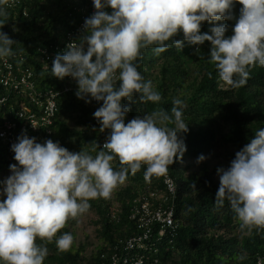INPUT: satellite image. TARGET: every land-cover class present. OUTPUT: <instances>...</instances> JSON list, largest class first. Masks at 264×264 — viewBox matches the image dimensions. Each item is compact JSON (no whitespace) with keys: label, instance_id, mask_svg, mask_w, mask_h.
<instances>
[{"label":"clouds","instance_id":"clouds-1","mask_svg":"<svg viewBox=\"0 0 264 264\" xmlns=\"http://www.w3.org/2000/svg\"><path fill=\"white\" fill-rule=\"evenodd\" d=\"M3 4V0H0ZM93 12L86 17L76 40L57 53L48 68L51 75L75 82V96L85 104L100 106L93 112L105 142L95 155L71 152L59 142H37L21 132L10 145L14 164L0 181V264H43L51 242L67 251L71 233L61 230L70 218L86 213L89 201L109 198L129 173L144 166V177L167 174L186 145L181 133L188 131L179 99L169 112H145L125 123L129 107L122 100L158 103L160 94L134 63L141 49L153 46L160 55L169 47L209 44L207 60L218 78L233 89L243 87L252 66L264 67V0H91ZM239 4L238 15L233 8ZM109 9L110 11H106ZM0 16H6L0 7ZM229 21L228 24L217 23ZM212 25L201 32L203 23ZM180 36V39L175 37ZM0 32V58L12 55L15 44ZM3 101H0L2 103ZM171 125V126H170ZM205 160L197 157V163ZM113 161L120 167L115 169ZM218 188L214 205L225 202L243 233L264 228V128L257 130L227 167L216 169ZM194 189V185H191ZM239 259H244L240 256Z\"/></svg>","mask_w":264,"mask_h":264},{"label":"trees","instance_id":"trees-1","mask_svg":"<svg viewBox=\"0 0 264 264\" xmlns=\"http://www.w3.org/2000/svg\"><path fill=\"white\" fill-rule=\"evenodd\" d=\"M88 4V0H3L0 7L4 8L6 16H0V32L16 42L11 46L12 55L5 58L11 65L31 72L35 93H57L56 112L48 127L50 135L43 127L26 134L40 143L50 139L71 152L82 150L95 155V144L99 150L105 138L93 118V112L100 105L78 100L74 94L75 82L67 77L54 78L48 69L51 66L44 69L40 61L42 51L54 57L56 48L63 50L69 38L77 39L82 11ZM239 7V4L234 6V17ZM217 23L228 24L229 31L225 35L231 34L229 21ZM211 26L203 23L201 32H208ZM208 51V42L200 45L198 53L195 46L187 45L182 50L169 47L160 55L153 53V46L141 49L134 62L137 71L152 82L161 100L156 104H141L136 102L135 94L132 101L122 100V105L130 109L125 123L138 115L142 117L145 112L163 109L170 114L173 99L182 102L180 110L188 131L180 135L186 151L182 157L174 159L166 174L175 184L174 197L164 203L173 208V227L160 237L158 227L154 226L151 237L144 241L141 249H125L124 242L140 234L131 218L134 208L144 199L156 205L157 198L151 199L149 194L159 196L165 191L163 175L145 179L144 166H141L138 172L129 173L109 198L90 200L86 213L70 218L58 231L57 236L62 232L73 236L67 251L57 249L55 237L51 242L38 239L37 244L48 248L43 264H106L113 254L143 256V264H255L258 256H264V228L241 232L227 202L223 208L214 205L218 188L214 170L209 171L205 166L195 169L196 165L188 163L196 161L201 154L211 156L227 148L230 150L225 158L229 163L235 152L257 130L264 128V67L252 66L247 83L233 89L218 78L214 65L206 59ZM66 86L71 89L64 91ZM0 95L7 98L0 107V126L4 121H16L18 126L24 122L15 115L20 103L35 110L24 96L11 89H3ZM10 145L0 139V181L8 174L9 165L15 163ZM113 166L117 170L120 167L118 161H113ZM82 216L86 222L79 228L80 237L77 219ZM240 256L244 259H239Z\"/></svg>","mask_w":264,"mask_h":264},{"label":"built area","instance_id":"built-area-1","mask_svg":"<svg viewBox=\"0 0 264 264\" xmlns=\"http://www.w3.org/2000/svg\"><path fill=\"white\" fill-rule=\"evenodd\" d=\"M14 1V0H13ZM88 6L83 8L81 23L79 27L81 28L83 21L86 17L90 16L93 12V6L91 0H88ZM87 11V13H86ZM88 15V16H87ZM69 38V37H68ZM67 41L65 45L72 40ZM66 48V47H65ZM57 53L63 52L65 49L60 50L56 48ZM43 57L40 61L44 64L43 68L46 69L51 66L52 59L54 58L46 51H42ZM8 59L2 58V69L0 72V91L3 89H11L24 96L28 100V104L32 105L35 109L34 111L25 106V104L20 103V107L17 109L15 115L18 120H23L24 122L18 126L16 121H4L0 126V139L3 143L12 144L15 142L16 137L21 134V132L27 133V131H36L40 127L46 130L47 135H50L51 130L48 128L52 123V117L56 112L55 97L56 92H49L47 95H42L40 93H35V84L32 80L31 72L28 69L15 67L11 65ZM68 80L70 78L67 77ZM71 87L66 86L64 91L70 90ZM7 98L0 95V107L4 105ZM92 103L100 105L99 103L92 101ZM105 138L102 139L101 145L105 142L108 130L104 131ZM162 182L165 187V191L159 196L150 193L149 198L156 199L157 204H151V202L144 199L137 207L134 208L131 214V218L135 220L137 229L140 234L137 236H132L124 242L125 249L128 250H138L143 247L144 241L151 237V229L154 226L158 227V235L162 237L169 228L173 227V208L169 205H164L169 199L174 197L175 194V184L168 175L162 176ZM102 258H104L102 256ZM143 256L137 255H125L120 256L113 254L106 260V264H143ZM154 262V260H153ZM255 264H264V256H258L255 260Z\"/></svg>","mask_w":264,"mask_h":264},{"label":"rangeland","instance_id":"rangeland-1","mask_svg":"<svg viewBox=\"0 0 264 264\" xmlns=\"http://www.w3.org/2000/svg\"><path fill=\"white\" fill-rule=\"evenodd\" d=\"M229 150H230L229 148L223 149V150H220L219 152H217L211 156H206L205 160L203 162H200V163H197V160L194 162L189 161L188 163H193L194 165H196L195 169H197L201 166H205L209 171L214 170V177L218 180V176L216 175V169L218 167H227L228 161L225 157H226V153ZM8 176H9V172H8V174H6L4 179L7 178ZM84 222H86L85 216H82L81 218L77 219V223H78L77 234L80 237H81V235H80L81 231L79 228L85 226ZM85 229L87 232L89 231V228L87 226Z\"/></svg>","mask_w":264,"mask_h":264}]
</instances>
